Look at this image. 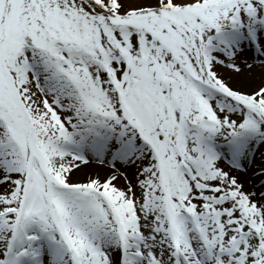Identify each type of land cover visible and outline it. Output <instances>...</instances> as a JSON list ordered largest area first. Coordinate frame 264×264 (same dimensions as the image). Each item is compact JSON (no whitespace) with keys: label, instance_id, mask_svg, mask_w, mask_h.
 <instances>
[{"label":"snow or ice","instance_id":"snow-or-ice-1","mask_svg":"<svg viewBox=\"0 0 264 264\" xmlns=\"http://www.w3.org/2000/svg\"><path fill=\"white\" fill-rule=\"evenodd\" d=\"M0 264H264V0H0Z\"/></svg>","mask_w":264,"mask_h":264},{"label":"bare ground","instance_id":"bare-ground-1","mask_svg":"<svg viewBox=\"0 0 264 264\" xmlns=\"http://www.w3.org/2000/svg\"><path fill=\"white\" fill-rule=\"evenodd\" d=\"M259 70H257V73H258Z\"/></svg>","mask_w":264,"mask_h":264}]
</instances>
